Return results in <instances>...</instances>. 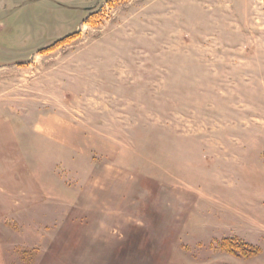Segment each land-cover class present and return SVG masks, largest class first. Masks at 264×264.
Here are the masks:
<instances>
[{"label":"rangeland","instance_id":"1","mask_svg":"<svg viewBox=\"0 0 264 264\" xmlns=\"http://www.w3.org/2000/svg\"><path fill=\"white\" fill-rule=\"evenodd\" d=\"M0 116V264H264V0H0Z\"/></svg>","mask_w":264,"mask_h":264},{"label":"crops","instance_id":"2","mask_svg":"<svg viewBox=\"0 0 264 264\" xmlns=\"http://www.w3.org/2000/svg\"><path fill=\"white\" fill-rule=\"evenodd\" d=\"M0 136L3 139V142L0 143V151L4 152V150L6 149H12V126L10 123V119L6 116H0ZM103 167L104 169H102L100 172H97L95 177L91 178L90 182L86 184L89 191L92 190V187L102 185V183L109 184V182L115 176H117L116 166L107 164ZM1 192L2 191H0V193ZM4 192L13 194L10 190H4Z\"/></svg>","mask_w":264,"mask_h":264},{"label":"trees","instance_id":"3","mask_svg":"<svg viewBox=\"0 0 264 264\" xmlns=\"http://www.w3.org/2000/svg\"><path fill=\"white\" fill-rule=\"evenodd\" d=\"M223 243V245L225 246V248H227L229 251H231V252H234V253H237V255H242V254H244L245 252H238V251H236L235 250V246H233V245H229L228 243L226 244L225 242H222ZM228 245V246H227Z\"/></svg>","mask_w":264,"mask_h":264}]
</instances>
